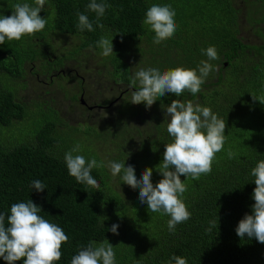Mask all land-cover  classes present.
I'll return each mask as SVG.
<instances>
[{
	"label": "trees",
	"instance_id": "16d2710c",
	"mask_svg": "<svg viewBox=\"0 0 264 264\" xmlns=\"http://www.w3.org/2000/svg\"><path fill=\"white\" fill-rule=\"evenodd\" d=\"M90 2L46 0L40 12L47 20L42 31L19 41L6 38L0 45V213L6 216V226L11 205L32 200L42 210L38 214L60 226L69 238L54 264H71L72 257L89 242L106 241L114 247L116 264H175L173 255L186 258L187 264H264V244L236 233L255 203L251 170L264 160V0H97L110 5L99 18L102 28L96 13L87 8ZM15 3L35 6L34 0H0V15L11 16ZM153 4H170L176 12V32L159 44L143 23ZM77 13L87 15L95 30L81 31ZM245 21L250 32H246ZM58 35H72L77 42L70 55L56 54L53 63L60 67L85 49L101 56L98 41L113 38V53L102 56L107 77L122 94L116 103L104 107L106 111L116 109L115 117L81 129L55 108H30L22 103L23 85L15 81L26 75L24 63L38 61L37 66L45 68L51 59L47 50L52 45L54 50L53 38ZM210 46L216 48L219 59L208 61L216 70L210 72L199 93H168L150 108L130 102L138 87V82L131 84L136 71L184 67L198 72L200 62L208 60L202 49ZM177 99L211 108L226 122V142L210 174L198 180L180 177L187 186L182 199L192 215L173 233L167 225L170 216L151 212L146 202H140L139 188L123 183L122 173L114 177L107 164L125 161L126 167L134 166L138 178L151 168L155 186L163 178L158 170L165 146L173 141L167 132L171 117L161 111ZM143 109L158 112L152 115L154 130L140 133L138 141L129 133L127 120ZM24 121L32 125L33 132L11 135L10 129ZM110 141L113 147L105 151L102 145ZM77 145L81 150L73 155L105 164L91 171L98 188L78 183L68 173L65 153ZM34 180H41L46 188L42 192L32 189ZM213 220L217 226L208 231ZM113 224L119 226L118 234L111 232ZM24 259L14 264H24ZM0 264L7 262L0 257Z\"/></svg>",
	"mask_w": 264,
	"mask_h": 264
},
{
	"label": "clouds",
	"instance_id": "9594fccd",
	"mask_svg": "<svg viewBox=\"0 0 264 264\" xmlns=\"http://www.w3.org/2000/svg\"><path fill=\"white\" fill-rule=\"evenodd\" d=\"M45 3L46 0H34L35 6L15 3L11 16L0 15V45L5 43L6 38L8 41H19L26 35L34 36L42 31L47 24V20L40 16ZM108 7L110 5L107 3H98L97 0H91L87 5L90 11L96 13L98 26L101 28L103 25L99 24V18ZM77 15L78 28L81 31L95 30L87 15ZM175 15V9L170 4H153L147 10L143 23L155 33L154 43L159 44L174 35L177 29ZM112 40L113 38H101L98 41L103 56L113 53ZM202 52L208 60L200 62L198 72L196 69L184 67L163 72L155 67L136 71L131 84L136 86L138 82V87L132 91L130 102L144 103L146 108H150L158 98L168 93L176 96H181L185 91L193 95L199 93L210 72L216 70V66L208 61L219 59L214 46L202 49ZM166 115L171 117L167 132L173 141L165 146L163 161L158 170L163 178L155 186L151 180V168H146L138 178L134 166L126 167L125 161H109L107 167L114 177L122 173L123 183L133 189L139 188V200L141 203L146 202L151 212L170 216L167 222L168 230L174 233L176 226L189 220L192 215L182 199L187 186L180 177L190 176L198 180L201 175L211 173L216 154L223 150L226 142V122L218 118L211 108L202 107L191 100H173L166 108ZM80 150L77 145L65 153L68 173L78 183L98 188V182L91 175V171L93 168L105 167V164L102 161L98 163L95 158L86 161L83 155H73ZM228 155L231 158L233 153L230 151ZM251 175L256 185L253 192L255 203L252 206V214L244 216L236 233L242 239L245 236L255 237L258 242L264 244V160L257 163L251 170ZM31 187L37 192L46 188L41 180L32 181ZM40 211L41 208L32 200L14 203L11 205L10 215L7 216V226L5 214L0 213V257L7 264H14L22 258H26L24 264H54L61 259L62 245L67 243L69 238L60 226L41 217L38 214ZM217 223L216 220L210 221L208 231L216 227ZM118 227L113 224L111 232L118 234ZM172 260L175 264H187L186 258L181 256L173 255ZM71 264H116L114 247L108 241L99 245L89 242L86 248L72 257Z\"/></svg>",
	"mask_w": 264,
	"mask_h": 264
},
{
	"label": "rangeland",
	"instance_id": "374dc122",
	"mask_svg": "<svg viewBox=\"0 0 264 264\" xmlns=\"http://www.w3.org/2000/svg\"><path fill=\"white\" fill-rule=\"evenodd\" d=\"M53 42L56 44L53 54H57L59 56L70 55V53L76 49L75 46H77V42L72 35L55 36L53 38ZM51 49H53V45ZM82 52L83 53L77 56V58L66 60L63 69L68 71L70 74L69 77L59 79L55 78L52 82L53 85L50 87L43 83V76L39 77L30 72L32 69L33 71L37 69L39 67L37 65L40 62L37 61L34 66L29 64L26 67V75L22 79L15 81L16 84L23 85L20 87L19 92L22 103L28 107L32 104V102H48L47 105L60 109L64 117L72 125H76L81 129L87 125H96L103 119L107 120L110 117H115L117 114L116 109L114 111H106L105 108L88 110L79 103H73L74 106L68 105L67 97L70 98L74 88H76L77 85H80V80L77 78L74 70L86 78L84 84L86 89L84 98L88 103L92 104L104 102L105 100H112L119 93L117 85L112 83V80L107 77L104 70L105 63L103 56L96 55L95 53L88 51V49H85ZM48 88L51 92L49 94H45L44 91ZM46 98H50L51 101L46 100ZM157 112L158 111H148L147 109H143L142 111H137L135 114H131L130 116H128V114L120 115H126V117L128 116L127 125H130L129 133L131 132V135H136V140L139 141L142 139L139 135L140 133H151L154 130L155 120L152 118V115ZM161 112L163 113V116L170 118V116L166 115V108ZM20 132H23L24 134L33 132L32 125L27 124L24 121L20 127L14 128V130L10 129L11 135L15 134L19 136ZM102 146L106 147V151L111 149L113 144L112 141H110L108 143H104Z\"/></svg>",
	"mask_w": 264,
	"mask_h": 264
},
{
	"label": "flooded vegetation",
	"instance_id": "af4514ba",
	"mask_svg": "<svg viewBox=\"0 0 264 264\" xmlns=\"http://www.w3.org/2000/svg\"><path fill=\"white\" fill-rule=\"evenodd\" d=\"M244 25L245 27H247V31L246 32H250L251 30L249 29L246 21L244 22ZM243 35H246L245 33H243ZM76 47V46H75ZM47 55H49L51 57L50 61L47 63V65L45 66V68H41L40 66L37 68V71H33L30 70V72H32V74H36L37 76H43V83L48 85L49 87L52 86V82L54 81L55 78H59V76L62 78H67L69 77V73L68 71H65L63 69V66H57V64L53 63V59H55L57 57L56 54H53V50L52 49H49L47 50ZM66 63V62H65ZM29 64H31L32 66H34V62L32 63H28V62H25L24 63V68H26ZM75 74L77 75V77L80 79L79 81V86L77 85L76 88H74V91L73 93H71V96L70 98L67 97V102H68V105H71V106H74L73 103H79L81 104L82 106H84L85 108H87L88 110H94L95 108H104L105 106H108L110 107L111 105H113L114 103H116V101L119 99L121 92L118 94L117 97H115L113 100L110 101V103L108 105H101L100 103H88L86 100H85V78L81 75H79V73L77 71H75ZM82 79V80H81ZM50 82V84H49ZM51 92V90L48 88L44 91L45 94H49ZM46 100H50V98H46ZM48 102H32V104L30 105V107H36V106H42L44 109H47L48 107H52V108H55L56 110H59L61 111L60 109L56 108V107H53L51 105H47ZM107 107V108H108Z\"/></svg>",
	"mask_w": 264,
	"mask_h": 264
}]
</instances>
